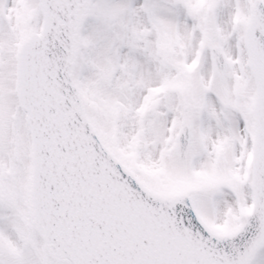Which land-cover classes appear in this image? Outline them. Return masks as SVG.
Returning <instances> with one entry per match:
<instances>
[{"label":"snow or ice","instance_id":"obj_1","mask_svg":"<svg viewBox=\"0 0 264 264\" xmlns=\"http://www.w3.org/2000/svg\"><path fill=\"white\" fill-rule=\"evenodd\" d=\"M0 264H264V0H0Z\"/></svg>","mask_w":264,"mask_h":264}]
</instances>
